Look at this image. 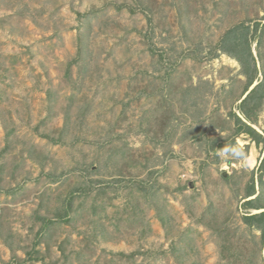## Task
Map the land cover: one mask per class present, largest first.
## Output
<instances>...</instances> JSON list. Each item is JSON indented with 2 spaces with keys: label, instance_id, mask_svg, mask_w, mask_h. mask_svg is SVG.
<instances>
[{
  "label": "rangeland",
  "instance_id": "rangeland-1",
  "mask_svg": "<svg viewBox=\"0 0 264 264\" xmlns=\"http://www.w3.org/2000/svg\"><path fill=\"white\" fill-rule=\"evenodd\" d=\"M263 17L264 0H0V264H264L242 207L264 143L206 142L231 139L246 81L220 41Z\"/></svg>",
  "mask_w": 264,
  "mask_h": 264
},
{
  "label": "trees",
  "instance_id": "trees-1",
  "mask_svg": "<svg viewBox=\"0 0 264 264\" xmlns=\"http://www.w3.org/2000/svg\"><path fill=\"white\" fill-rule=\"evenodd\" d=\"M264 19V17L262 18ZM257 42L256 49L257 54H255L253 49V44ZM264 43V21L256 20L253 25L246 24L245 22H241L236 24L235 26L228 29L225 35L222 37L219 47L220 51L224 54L229 55L230 57L235 58L241 66L240 74L246 78L244 90L239 97L240 102L230 108L228 113V120L233 121V125H220L221 130H226L232 127V135L231 139L228 140L225 135L217 136V137H206V142L209 144L208 151L213 150L216 154L219 148L230 149L236 142V138L241 134H246L251 139L256 142V144L260 145L264 143V134L255 129L251 123L257 121L259 112L264 107V79L260 77V74L264 73V57L263 51L261 50V46ZM262 60V69L258 65V61ZM257 84L250 90V87L256 82ZM203 84H208L209 81H201ZM191 85V87L187 90L188 93L186 97L192 98L190 94L197 92L200 85ZM189 95V96H188ZM189 101V98H187ZM188 103V102H186ZM193 105L197 106V102L193 101ZM237 109L239 112H237ZM204 114L203 110L196 111V115H194V120L199 121L201 116ZM228 123V122H227ZM216 128L215 125L211 126V129L214 130ZM204 133L200 131L193 130L188 131L183 134L180 138L181 140L189 138L192 139H201L200 135ZM227 139V141H225ZM203 140V138H202ZM248 147V146H247ZM218 156V155H217ZM264 164L260 165L259 168L252 171L251 180L246 189V195L244 198L246 199L242 203V207L246 209V213L243 215V221L248 227L257 229L261 232L262 238L264 240V210L260 212L252 213L250 209H264ZM259 184L261 186V190L256 189V174H258ZM225 180L229 179V176H222ZM154 186V185H153ZM151 186L150 189L146 188L145 197L154 201L157 198V191L155 188ZM255 195V196H254ZM252 196H254L252 198ZM251 197V198H250ZM153 199V200H152ZM68 203H71L68 201ZM68 209H70V205L67 207L64 215L68 214ZM159 213H161L159 211ZM63 215V216H64ZM164 220V219H162ZM46 227V225H45ZM185 235L183 238L186 237ZM120 254V253H119ZM124 252H121V255H124Z\"/></svg>",
  "mask_w": 264,
  "mask_h": 264
},
{
  "label": "water",
  "instance_id": "water-1",
  "mask_svg": "<svg viewBox=\"0 0 264 264\" xmlns=\"http://www.w3.org/2000/svg\"><path fill=\"white\" fill-rule=\"evenodd\" d=\"M257 83H254L251 87L250 90L256 85ZM224 175H226V173H224ZM191 185H194L193 182L190 183ZM264 209H260V210H256L257 212L263 211Z\"/></svg>",
  "mask_w": 264,
  "mask_h": 264
},
{
  "label": "bare ground",
  "instance_id": "bare-ground-1",
  "mask_svg": "<svg viewBox=\"0 0 264 264\" xmlns=\"http://www.w3.org/2000/svg\"><path fill=\"white\" fill-rule=\"evenodd\" d=\"M250 160H251L250 162H251L252 164L255 162V159H254V158H251Z\"/></svg>",
  "mask_w": 264,
  "mask_h": 264
}]
</instances>
